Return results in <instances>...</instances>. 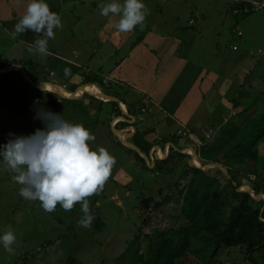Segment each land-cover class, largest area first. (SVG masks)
Masks as SVG:
<instances>
[{
    "label": "rangeland",
    "instance_id": "1",
    "mask_svg": "<svg viewBox=\"0 0 264 264\" xmlns=\"http://www.w3.org/2000/svg\"><path fill=\"white\" fill-rule=\"evenodd\" d=\"M68 1L54 0L56 11L61 10L62 16L69 21L70 30H65L59 33L60 35L56 31L60 45H55L56 43L52 45L62 54L71 53L67 56L69 59H78L81 65L85 63L88 67L91 65L94 67L95 61H99L107 69L126 61V68L123 69L125 72L121 78L128 79L127 84L133 83L144 90L148 88L149 93L161 99V102L162 100L178 102L175 95L170 98L168 93L184 90L189 80L197 77L194 79L196 83L193 84L195 94L193 102H196L200 95L199 92L204 91L201 77H210L214 80L215 88L199 106L204 114L202 116L205 117L213 108L210 109V102L218 98L221 101L210 123L221 122L228 115L232 105L238 111L248 107L259 110L262 108L264 101V8L242 18L236 17L230 10L231 3L240 0H143L150 9V14L146 16L142 25L135 27V32V29L130 32L131 35L125 42H120L121 35L128 33H121L115 28L114 25L118 22L119 16L104 17L99 7L112 0H92L99 2L98 6L95 4V10L92 12V7L87 3L82 4L80 0ZM254 1L261 2L264 7V0ZM119 2L123 3V0ZM28 3L29 0L25 1L22 9L14 11L15 20L10 17L11 29H13L11 23L15 25L19 21ZM15 5H18V0H15ZM53 8L54 6L51 7ZM147 26L166 33L171 40L167 42L158 37L153 41L151 53L143 51L137 47L139 40L137 36L140 33L138 29L139 27L145 29ZM239 30L243 32L242 36L238 35ZM145 34L144 32L143 37ZM36 36L35 32L27 30L13 39L10 31L0 24V41L16 51H11L15 61L20 62L19 59H22L25 63V60H28L31 70L41 73L42 69L47 70V67L51 65L49 58L55 56L41 58L38 54L29 53V45L33 43ZM49 42L52 43L51 40ZM144 42L148 41L141 43ZM234 45L238 47L237 50H233ZM259 48L261 50L258 52ZM87 54L92 56H87ZM127 56H131V62H135L136 65H142L147 61L151 67L147 68L146 73L137 68L135 77L128 71ZM84 58H87L86 62ZM47 60L49 64L46 63ZM54 60L57 61L56 57ZM55 64L61 67L58 62ZM63 64L69 66L67 62ZM147 73H150V76H147ZM26 74L29 83L35 89H39V86L43 84H57L52 77L50 79L33 78L29 72ZM55 74L57 75V72ZM58 78L55 76V79L58 80ZM61 78L62 76L59 82L62 83ZM84 82L85 80H81L79 84ZM11 85L13 86L11 93L16 94L17 98L8 96V90H0V151L10 139L22 136L24 130L23 136H29L37 129H44L46 126L42 119L36 118L38 111L31 107V103L23 102V99L27 97L31 99L30 92L24 91L23 84L15 78L11 79ZM24 85L28 86V83ZM76 86L78 84H70L65 92L69 93L68 90H74ZM125 87L128 90V86ZM50 88L58 92L56 93L58 103L63 95L68 98L65 92L62 93L57 87ZM58 88L65 90L62 87ZM166 91L167 93L162 94ZM120 93L124 100L125 98L132 99L131 92L125 90ZM86 97H89L88 93ZM53 98L52 95L50 101L45 103L46 111L51 108L57 110L61 106L54 104ZM109 100L116 99L110 98ZM254 100L255 103L251 104ZM193 105L195 108L198 107L195 103ZM130 106L136 127L144 130L146 136L155 144L158 143V136L165 135L164 133L168 135L176 131L177 134H181L185 130L189 132L192 130L184 124L176 127L177 124L167 122L166 132L152 130L151 133L147 125L153 127L156 121H163L161 110L145 98ZM19 108L20 111H18ZM174 109L177 113L179 112L178 107ZM86 110L97 128L98 136L92 146H105L117 158V163L103 190L88 198L90 212L94 215L91 228L79 225V220L83 215L79 203L70 212L57 205L55 211L49 213L43 210L39 201H29L20 196L21 185L13 181L15 174L6 169L3 157L0 155V235H3L6 226L10 225L17 237L12 254L6 252L3 244L0 243V264H69L70 257L82 264H113L115 258L127 248L136 234L141 233V244L145 246L148 243V237L153 236L156 230L173 233L188 223L182 216V199L177 195L179 189L193 176V170L188 169L183 178L177 176L168 179L153 172L148 164L144 166L136 159L134 162V155L121 143L124 142L123 144L126 145L128 137H123L122 141L119 139L118 135L121 134V130L118 129L116 133L113 131L110 126L111 117L104 116L98 108L95 109L96 114L90 111V107H86ZM162 110L169 121L171 112L166 109ZM201 112L196 113L200 116ZM145 116L148 118L144 122L143 117ZM174 116L176 117V114ZM202 130H199L201 134L199 132L194 134L195 139H198L194 141L200 148L209 144L203 142L214 141L217 134L207 126L205 130ZM157 146L162 148L160 143ZM168 146L169 144L166 143V147ZM260 153L264 155V141L260 144ZM158 156H160L159 152ZM194 158L199 162L198 155H194L193 158L191 156L184 162L191 164ZM236 168L254 178L255 168L247 165H236ZM178 170L185 172L182 166ZM219 175L222 176L220 173ZM176 182H179L178 186L175 185ZM161 188L162 194L159 191ZM170 193L175 196L170 202L160 208H154L156 202L164 200L163 197ZM149 197H152L154 202L147 210V217L143 214V210L146 212V209L141 202L143 198L148 199ZM140 205L143 210L140 209ZM145 218L147 222L143 220ZM193 242V250L187 254L188 263L203 264L204 261H210L209 264H247L245 249L241 245L223 246L214 257L207 256L204 260L202 257L210 255V250L204 249L205 244L201 240L195 239ZM214 247L215 245H212V249Z\"/></svg>",
    "mask_w": 264,
    "mask_h": 264
},
{
    "label": "trees",
    "instance_id": "2",
    "mask_svg": "<svg viewBox=\"0 0 264 264\" xmlns=\"http://www.w3.org/2000/svg\"><path fill=\"white\" fill-rule=\"evenodd\" d=\"M231 6L230 10L234 15L242 18L264 8L261 2L254 0L232 2ZM238 35L242 36L243 32L239 30ZM232 48L238 49L236 45ZM259 50L261 49L259 48L258 52ZM6 65L7 61L0 59V67ZM15 71L0 73V89L10 86V76ZM85 81L91 84L98 82L107 91L100 74L95 73L91 76L88 74L85 76ZM92 89L93 93L98 94L97 87ZM106 94L111 95L108 92ZM112 97L118 98V101L109 100L110 98L107 101L99 100L103 105L98 108V111L102 113V108L105 111V104L112 106L111 113L107 114L111 117L110 122L113 117L124 116L123 105L120 103L124 102L123 99L120 96L116 97L115 94ZM220 102L219 98L213 101L210 109L213 108L205 123L208 129L217 132L215 140L211 143L203 142L209 143L203 148L196 144L195 135L192 132L185 130L177 134L175 131L168 135H159L157 138V144L160 143L163 149L166 143H172L169 153H164L166 156L162 158L156 155L158 150H153L157 144L144 134V130L136 127V122L134 123L135 133L128 139V143L135 145L140 152L121 142L140 164L144 166H147V163L153 164L152 168L148 165L149 169L165 178L172 179L177 176L183 178L188 169L193 170V176L181 189L178 188L177 195L182 199L181 212L188 223L173 233L156 230L153 236L148 237L149 240L145 246L141 244V233L136 234L127 248L115 258L113 264H192L187 262V254L193 250L195 239L203 241L206 251L210 250V255L202 257L204 260L207 256L214 257L223 246L241 245L245 249L247 264H264V198H255V196H264V155L260 153V144L264 141V101L260 110L248 107L229 114L230 108L228 115L221 122L210 123ZM253 103L255 100L251 104ZM130 107L128 106L129 112H131ZM117 125L115 123L116 128L121 129L128 123L120 121L119 127ZM24 133L25 130L22 135ZM124 133L118 135L120 140ZM182 137L186 138L185 141H182ZM203 141H205L204 138ZM194 155H198L199 162L194 158L196 164L201 163L202 166L212 163L221 164L228 173L220 166L201 169L193 163L184 162L185 159L191 156L193 158ZM236 165L255 168L254 178L239 171ZM181 166L185 171L183 173L178 170ZM175 185L178 186L179 182ZM246 186H251L254 195L251 191L245 190ZM159 191L162 194V188ZM173 197H175L173 193L166 194L163 197L164 200L155 203L154 208H160L170 202ZM152 202H154L152 197L142 199L141 204L146 212L141 205L140 209L143 210L144 215H148L147 210ZM146 219L143 220L147 222ZM212 245H215L214 249ZM68 262L82 264L73 257H70ZM209 262L204 261L203 264H209Z\"/></svg>",
    "mask_w": 264,
    "mask_h": 264
},
{
    "label": "clouds",
    "instance_id": "3",
    "mask_svg": "<svg viewBox=\"0 0 264 264\" xmlns=\"http://www.w3.org/2000/svg\"><path fill=\"white\" fill-rule=\"evenodd\" d=\"M99 7L104 17L119 16L114 26L121 33L133 31L150 14L143 0H112ZM62 28L60 14L52 11L46 0H29L10 35L15 39L27 30L35 32L37 36L28 51L46 58L50 54L49 40H55L56 30ZM65 74L69 75L70 69H65ZM36 118L44 121L45 128L10 139L0 151L3 163L15 174L13 181L21 185L20 196L39 201L49 213L57 205L70 212L79 203L83 213L79 225L91 228L94 215L88 198L103 190L117 158L105 146H92L90 142L96 137L82 122L75 123L46 110L38 111ZM16 240L14 229L6 226L0 243L9 254L14 253Z\"/></svg>",
    "mask_w": 264,
    "mask_h": 264
},
{
    "label": "crops",
    "instance_id": "4",
    "mask_svg": "<svg viewBox=\"0 0 264 264\" xmlns=\"http://www.w3.org/2000/svg\"><path fill=\"white\" fill-rule=\"evenodd\" d=\"M25 1H27V0H25ZM25 1L24 0H18V5H15V0H13V1H11V0H0V24H2V26L4 25V27H6L10 32L12 30L9 26V24L11 22L10 17L14 18V20H15L16 15H15L14 11L16 9H22L23 3ZM51 1H53V2H51ZM63 1L65 2L66 0H63ZM70 1H72V0H69L68 2H70ZM46 2L48 4H49V2H51L49 4L50 9L52 6H54V8L51 10L59 13L61 16L63 28L57 29L56 30L57 33L59 34L65 30H70L69 21H67L65 19V17L62 16L61 10L56 11V4H54V0H46ZM80 2L82 4L87 3L88 6L92 7L91 12L93 10H95V4L97 6L99 4L98 1H92V0H80ZM19 12L22 13L21 10H19ZM13 25L14 24L11 23L12 27H14ZM150 28L151 27H149V26H147L145 29L142 27L141 28L139 27L138 31H140V33L137 32L138 33L137 38L139 39L137 47L142 49L143 51L151 53L153 50V44H154L153 41L156 38L160 37L162 40H165L167 42L170 41L171 39L168 38V35L166 33L162 32L160 30H153ZM135 31H136V28H135L134 32ZM144 32L146 34L143 37ZM130 35H131L130 32H128V34L121 35L119 41L125 42L127 40V38L130 37ZM145 40L148 42L141 43ZM51 42L52 43L49 42L50 55H48L47 57L49 58L50 56H55L57 61L54 60L55 57L49 58V60L52 63L50 66L47 67L48 69L47 70L42 69L41 73H35L29 67L28 60H25V63H23L22 59H19L20 62H16L15 57H13L11 55V51H14L13 48L9 47L8 45L3 44L0 41V59L7 61V65L5 67H0V73L10 71V70H16L10 77H11V79L15 78L18 80V82H21L23 84L22 86H23L24 91L30 92L31 99H30V97H27L26 99H23V102L25 104L31 103V107L35 108L36 111L46 110L45 109V105H46L45 103H48V101H50V99L52 98V95L54 96L53 102H54V100L57 99L56 96H58V95L54 92H50L51 90H53L50 87H57V89H59L63 93L66 91V87H68L70 84H73V85L78 84V86H76V89L68 90L69 93L65 92V94H66V96H68V98H65V95L62 94L63 97L61 98V101L58 103L56 100V102L54 104L61 105L59 108H57V110L55 108L54 109L51 108L49 111H51L53 113L61 114L65 119H67L69 121H72L75 123H81L82 122L85 125V127L90 129L91 133L96 138L98 136V134L96 132L97 128H96V125L94 124V121L91 118H89V115L87 114L88 111L86 110V107H90V111L93 114H96L97 112L95 111V109L99 108L103 105V104H101V102L99 100L107 101L109 98H114V99H116L115 101H118V98H115L112 96H114V94H115L116 97L120 96V98L123 99V97L120 95V92L125 91V90L131 92L132 99L125 98V100L123 99L124 102H120L121 105H123L124 116H121V117L119 116V117H115V118L113 117V120L110 122V126L113 128L114 132L118 131V129L115 126V123H117L118 124L117 126L119 127L120 121H123V122L128 123V125L123 126L120 129L121 134H123V132H125L124 136L128 137V139L134 135L135 129H136L135 128V124H136L135 122L136 121H135V117L131 111V107H130L131 112H129L128 106H130L131 104H134L137 101L139 102L140 100H142L144 98L148 99L151 103L156 104V106L161 110V112L163 114V121L162 122L156 121L153 124V127H150L149 125H147L148 126L147 129H150L151 133H152V130L154 132H158V131L166 132V130H167L166 123L167 122L177 124L176 127H179L180 125L184 124V125H186V127L189 130L192 129L191 132L193 131L192 132L193 134H197L198 132H199V134H201V131H199V130H202V129L205 130V128L207 126L205 124L206 119L208 118L210 111H209L208 115L203 117L202 115H204V114H203V112L200 111L199 106H200V103L202 101H204L208 97L209 93H211L213 91V89L215 88L214 80L212 78H210V77L208 78L206 76L201 77V82H202L204 91L202 93L199 92L200 95L198 96L196 102H193L195 100L194 99L195 94L193 91V84L196 83V81H194V79L197 77H193V79L191 81L189 80L187 88H184V90H182V91L176 90L170 94L168 93V97H170V98L173 95H175L178 102H170V100H168L167 102L162 100V102H161V99H157L149 93L148 88H146L144 90V89H141L140 87H137L133 83L127 84L126 82H129V80L121 78V75L125 72L123 69L126 68V63H125L126 61H122V63H117L115 66L110 67V69H107V67L102 65L99 61H95L94 67L92 65L90 67H88L85 63H82V65H81L78 59H74V60L69 59L67 56L71 53L62 54V53L58 52V50L54 49V46L52 45L53 43H56L55 45H60L59 44L60 39H59L58 35H56L55 41L51 40ZM14 52H16V51H14ZM87 56H92V55L87 54ZM127 57H128L127 58L128 71H129V73L130 72L133 73L135 75V77H136L137 68L139 71L146 73L147 68L151 67V64H149L147 61H145L142 65H136L135 62H133V63L131 62V56H127ZM86 59L87 58H84L85 62H86ZM49 60H47L46 63L49 64ZM56 62H58V64L61 67H58L55 64ZM63 62H67L69 64V66H65L63 64ZM65 69H70L69 75L65 74ZM18 71H20V72H18ZM28 72L32 75L33 78L45 77L47 79H50L52 77V78H54L53 81L56 82L57 84H43V85L39 86V89H35V87L29 83V80L27 77L28 75L26 74ZM50 72H53L54 74L52 75ZM55 72H57V75L55 74ZM95 73L101 75L103 83H104L107 91H105L99 85L98 82H96V84H91V83H86V81H85L84 83L79 84L81 82V80H85L86 75L89 74L91 76L92 74H95ZM55 76L59 77L58 80L55 79ZM61 76H62L61 79H63L62 83L59 82ZM147 76H150V73H147ZM199 77H200V75H199ZM149 79H150V77H149ZM25 83L26 84L28 83V86L24 85ZM114 83L116 84L117 87L115 86ZM125 86H128V90L126 89ZM58 87L65 88V90L58 88ZM93 87H97L101 96H100V94L93 93V89H92ZM12 88H13V86L10 84L9 87H6V88L0 89V90L1 91L8 90V93H7L8 96H12L14 98L15 97L17 98L16 94L11 93ZM73 88H75V87H73ZM53 91H55V90H53ZM106 92L110 93L111 95H107ZM86 93H88L89 97H86ZM165 93H167V91L162 93V94H165ZM103 95H107V96H109V98L106 99V98H104ZM189 95H190V97H189ZM18 100H21V99L18 98ZM182 102H184V104H181ZM194 103L198 105L197 108L194 107V105H193ZM210 105L211 106L213 105V100L210 102ZM174 107L179 108L178 113L176 112ZM104 108H105V111L102 108V110H103L102 113H104V116L111 113V111H112L111 105H104ZM161 108L166 109L167 111L171 112L170 116H169V118H170L169 121H167V118H166V116H165V114ZM235 110L236 109H234L232 106L229 114H234ZM18 111H20V108L18 109ZM196 112H201L202 114L199 116ZM173 113L176 114V117L174 116ZM23 116H25V115H23ZM29 117H30V115H29ZM147 118H148V116L143 117V119H144L143 121L145 122V120ZM186 131H188V130H186ZM164 134H167V133H164ZM186 138H187V136H186ZM186 138L182 137V141H185ZM121 141H122V139H121ZM90 143L92 144L93 142H90ZM122 143H124V142H122ZM168 144H169L168 147H166V144H165L164 149L155 145L153 147V150H158V151H156V155L158 156V152H159L160 157H162V158L165 157V154L169 153V150H170L172 143L168 142ZM145 159H147V158L145 157ZM134 162H136L135 158H134ZM147 162H148V160H147ZM147 164L150 166V168L153 167V164H151V165H150V163H147Z\"/></svg>",
    "mask_w": 264,
    "mask_h": 264
},
{
    "label": "water",
    "instance_id": "5",
    "mask_svg": "<svg viewBox=\"0 0 264 264\" xmlns=\"http://www.w3.org/2000/svg\"><path fill=\"white\" fill-rule=\"evenodd\" d=\"M104 97H106V98H109L107 95H103ZM126 145L127 146H129V147H131V148H133V149H135L136 151H138V152H140V149L139 148H137L135 145H133V144H130V143H126ZM193 164H195V166H197V167H199V168H201V169H208L209 167H213V166H220L226 173H228V170L224 167V166H222L221 164H217V163H212V164H209V165H206V166H202V165H198V164H196V162H193ZM243 190V189H242ZM245 190H249V191H251L252 192V188H251V186H246V189ZM253 193V192H252ZM253 195H254V193H253ZM262 196H260V197H256L255 196V198L256 199H259V198H261ZM264 197V196H263Z\"/></svg>",
    "mask_w": 264,
    "mask_h": 264
},
{
    "label": "built area",
    "instance_id": "6",
    "mask_svg": "<svg viewBox=\"0 0 264 264\" xmlns=\"http://www.w3.org/2000/svg\"><path fill=\"white\" fill-rule=\"evenodd\" d=\"M196 141H197V139H196Z\"/></svg>",
    "mask_w": 264,
    "mask_h": 264
}]
</instances>
